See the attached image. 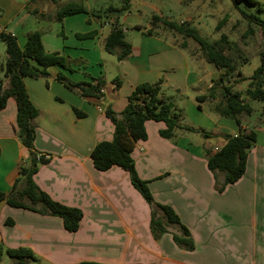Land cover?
I'll use <instances>...</instances> for the list:
<instances>
[{
    "label": "crops",
    "instance_id": "crops-1",
    "mask_svg": "<svg viewBox=\"0 0 264 264\" xmlns=\"http://www.w3.org/2000/svg\"><path fill=\"white\" fill-rule=\"evenodd\" d=\"M54 3L0 0V28L14 36L21 48L29 33L41 32L46 51L69 59L73 71L64 74L71 81H88L89 77L106 81L103 97L96 101L80 98L52 76L48 85L43 78L23 80L31 103L40 112L34 120V151L48 157L33 180L52 200L79 209L83 217L79 229L68 232L58 217L1 201L0 244L6 249H30L36 264H264V131L249 129L246 119L240 118V127L253 131L256 141L248 152L244 174L222 192L216 187L224 175L214 176L207 168L205 152L214 153L227 137L239 132L234 120L212 111L216 100H195L206 95L222 70L207 63L196 49L190 52L188 39L180 45L175 36L156 31L145 34L152 28L151 21L148 26L140 24L130 13L131 0L126 11L111 12L117 18L105 21L84 0L80 4L86 13L67 16L61 23L44 15ZM116 23L125 30V40L132 48L131 56L123 61L103 50ZM127 25L133 28L128 35ZM88 33L93 37H77ZM115 79L120 81L119 88ZM158 81L180 124L197 131L179 130L174 138L166 139L159 135L164 123L147 121V137L136 142L131 157L154 201L171 207L188 229L192 251L174 243V227L154 239L150 207L131 185L128 173L116 166L98 171L90 158L96 144L113 138L114 127L105 108L121 113L137 85ZM74 109L85 116L78 118ZM28 157L16 135V104L9 99L0 111L1 192L11 191L18 168Z\"/></svg>",
    "mask_w": 264,
    "mask_h": 264
},
{
    "label": "trees",
    "instance_id": "trees-1",
    "mask_svg": "<svg viewBox=\"0 0 264 264\" xmlns=\"http://www.w3.org/2000/svg\"><path fill=\"white\" fill-rule=\"evenodd\" d=\"M53 1V0H49ZM130 0H122L120 9H109V12H123L129 8ZM232 5L237 7L240 3L250 6L255 5V0H230ZM86 13L82 5L67 3L55 12L53 20L61 23L67 16ZM37 14V13H34ZM241 15L248 21L247 31L252 33V25H257L263 39V47L259 52L260 64L249 77V84L244 95L240 92H233L231 86L221 87L218 93L217 88L221 83L214 81L213 86L206 95L197 96L196 102L204 103L216 100L212 111L221 117L230 118L239 126L236 136L226 138L225 144L214 153L206 151L208 170L214 174L224 175L223 183L216 187L218 192L235 183L245 172L248 152L253 148L256 135L253 131L240 127V118L250 116L252 108L249 101H260L263 103L262 114L264 115V18L259 19L252 14L242 12ZM41 18H46L44 15ZM48 17L47 19H49ZM161 23L174 30L184 38L192 39L200 48L207 63L212 64L216 69L233 70L234 60L224 52L222 44L227 38L221 35L216 42L206 41L197 30L182 23L177 25L171 21L158 16H153L152 26ZM220 24L216 26L219 29ZM139 28V27H135ZM152 29V28H151ZM147 30L145 34L151 35L152 31ZM93 33L78 34V38H91ZM64 38V35L60 33ZM0 42L5 45L6 59L2 62L0 58V111L6 107L9 99L16 104V135L20 144L28 150L29 157L26 163L20 164L18 177L15 180L11 191L6 194L0 191V202L4 201L8 206L29 210L40 215L54 216L61 219L63 228L68 232H76L79 229L82 212L73 207H67L50 198L40 190L33 180V176L42 164L48 159L38 158L34 151L35 125L34 120L40 112L31 103L26 92L24 78L48 80L52 76L55 81L62 84L68 90L83 99L100 100L103 97V89L106 81L103 77H89L88 81L73 82L65 74L72 72L70 61L59 52H48L41 42V32H31L26 37V42L21 48L18 46L14 36L8 33H0ZM185 47V45H182ZM103 50L114 55L117 61H123L131 56L132 48L125 40V30L117 23L113 24L111 31L103 43ZM51 70H56L54 74ZM240 74V73H238ZM221 81V78H219ZM115 87L119 88L120 81L115 79ZM78 118L85 115L74 109ZM105 116L113 124V138L111 141H103L95 145L90 153L94 168L98 171H107L116 166L128 173L131 185L142 196L151 210L150 232L154 239L168 232L170 227L176 228L172 233L174 243L181 249L192 251L193 240L188 229L181 223L174 210L166 205L154 201L148 182L139 178L131 153L138 140H145L147 137L145 123L147 121L162 122L165 128L159 131V135L166 139H172L179 130L197 131L196 129L183 127L179 122V115L173 103L165 99L161 94V81L154 84L137 85L127 98V104L121 113H115L110 107L105 108ZM10 224L11 221H6ZM12 260L22 264L25 260L36 261L37 257L27 248L6 249L0 244V260L3 254ZM78 264H101L96 262H80Z\"/></svg>",
    "mask_w": 264,
    "mask_h": 264
},
{
    "label": "rangeland",
    "instance_id": "rangeland-1",
    "mask_svg": "<svg viewBox=\"0 0 264 264\" xmlns=\"http://www.w3.org/2000/svg\"><path fill=\"white\" fill-rule=\"evenodd\" d=\"M82 2L84 0H55L54 4H49L47 9H45L47 13L44 15L55 18L56 10L65 4L74 3L81 5L80 3ZM86 2L89 4L90 10H94V13L104 21L117 18V15L115 16L108 11L109 6H120L122 4V0H86ZM255 2L256 4L252 6L240 3L235 7L230 0H131L130 13L137 17L143 26H148L153 16L161 17L177 25L182 22L188 27L197 30L201 37L210 43L218 41L221 35L226 36L227 42L223 43L222 47L224 52L234 60V69H221L222 74H216L214 81L216 83L223 81L218 86L217 92L219 93L223 86H231L233 92H240L244 95L249 84V77L260 64L259 52L263 47V39L259 27L252 25V33H248V21L241 15L242 12H245L263 19L264 0H255ZM84 4L87 6L86 3ZM37 8L42 9L43 5H38ZM218 24H220V27L217 30L216 26ZM126 27L128 28L126 35H128L133 31V28L128 25ZM151 31L175 36L177 38L176 42L180 45L181 41L188 39L187 41L190 43L189 51L194 52L196 49L200 56L203 57L199 46L192 39L182 37L161 23L156 24L154 27L152 26ZM0 58L2 62L6 59L5 45L2 42H0ZM0 76L3 77V74L0 73ZM219 78H221V81H219ZM248 103L252 108V113L250 116L241 118L246 119L244 122L249 129L263 132L264 115L261 111L263 103L260 101H249ZM0 264H18V262L12 260L4 253ZM22 264L36 263L31 260H25Z\"/></svg>",
    "mask_w": 264,
    "mask_h": 264
},
{
    "label": "built area",
    "instance_id": "built-area-1",
    "mask_svg": "<svg viewBox=\"0 0 264 264\" xmlns=\"http://www.w3.org/2000/svg\"><path fill=\"white\" fill-rule=\"evenodd\" d=\"M182 24V22H181ZM0 33H3L2 29L0 28ZM98 110L99 111H102V108L101 107H98ZM219 149H215V152H217ZM38 158H44V159H48V157L46 155H38L37 156Z\"/></svg>",
    "mask_w": 264,
    "mask_h": 264
}]
</instances>
